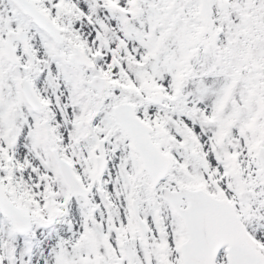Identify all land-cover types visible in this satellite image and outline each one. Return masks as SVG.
Here are the masks:
<instances>
[{
    "label": "snow or ice",
    "instance_id": "obj_1",
    "mask_svg": "<svg viewBox=\"0 0 264 264\" xmlns=\"http://www.w3.org/2000/svg\"><path fill=\"white\" fill-rule=\"evenodd\" d=\"M0 264H264V0H0Z\"/></svg>",
    "mask_w": 264,
    "mask_h": 264
}]
</instances>
